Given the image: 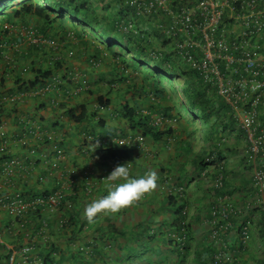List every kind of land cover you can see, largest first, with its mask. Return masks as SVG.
Listing matches in <instances>:
<instances>
[{
    "label": "crops",
    "instance_id": "1",
    "mask_svg": "<svg viewBox=\"0 0 264 264\" xmlns=\"http://www.w3.org/2000/svg\"><path fill=\"white\" fill-rule=\"evenodd\" d=\"M15 25L14 41H12L14 44L11 42L3 44L0 47V58L5 52H11L14 63L18 65L17 72L25 66L29 67L31 72L26 76L17 75L10 78L12 74L7 75L0 60V72L3 73H0V93L11 95L12 92L14 94L12 97H16L24 88H20L22 82L15 88L17 78L34 81L35 69L54 67V59H57L58 64L52 70L54 76L60 79L53 86V92L45 99L32 94L35 85L29 87L30 91L24 98H13L8 104H4L7 111L2 118L10 146L9 157L15 156L21 160L28 158V150L19 143L22 135L28 136L29 146L36 148L38 153L30 160L37 162V165L29 170L26 178L18 177V186L27 188L37 186L54 191L62 184L61 174L51 165L43 163L41 158V155H46L50 151L49 145L34 132L30 135L24 133L27 129L35 131L39 128L43 134L53 136L65 148L66 156L61 164L62 168L75 171L82 183H92L94 190L91 197L83 200L81 190L76 195L78 209H82L79 222L86 221L82 216L84 207L92 200L107 194L110 185L104 183L102 179L112 169L111 161H100L96 156L97 147L86 143L85 138L89 135H93L98 140L127 138L130 141L127 149L132 163L131 176L139 177L148 171H155L158 176L157 187L121 212L114 215L101 214L93 223L87 222L84 231L87 234L90 254L94 231L99 226L108 229L110 224H113L119 231L121 239L118 246L124 248L116 253L119 257H125L128 250L136 253L133 251L134 248L138 247L139 250L142 245V248L147 246L151 250L150 255L157 264H212L215 254L223 245L225 255L220 264H264L263 217L257 218L252 238L247 244L242 242L236 231H231L220 241L212 238L209 212L214 192L199 174L200 162L205 161L209 154L205 124L200 120H188L186 116L180 115L182 105L171 99V92L169 98H164L160 95L165 92L164 86L155 90L157 93L152 91L148 85L149 81L145 82L142 77V79L137 77L143 76L144 70L135 69L128 64L122 65L121 59L115 57L116 53L106 51L102 46L98 47L99 43L94 38L88 37L90 38L88 40L79 27L74 28L68 22L59 20L51 26L52 24L47 25L36 17L21 18ZM26 29L35 30L42 38L53 39L58 48L31 43L26 36L28 31ZM71 52L74 54L70 55ZM126 67L130 69V74L124 72ZM145 74L148 76V73ZM7 76L14 81L11 85L4 86L8 80L5 78ZM1 79L5 80L4 84ZM153 95L156 96L154 101L151 98ZM108 100L111 101L109 106L105 105ZM53 101L58 105L54 106ZM125 106L137 109L144 117L151 118L152 123L155 124L167 110L169 115L178 120L175 123L160 125L162 128L172 129L171 135L167 138L163 137L159 141L153 138L151 140L139 129H132L128 120L120 115ZM81 114L82 117L79 118ZM235 146V143L231 144V151L224 152L225 156L222 155V158H227V182L233 190L231 192L228 187V192L235 193L238 200L245 194L243 178L246 172L241 162L234 156ZM46 157L49 158V155ZM168 178L172 186L185 187L184 200L179 202L175 199L171 200L161 193L160 190ZM71 199L74 197L71 196ZM183 203L190 207L188 216L190 225L186 234V246L181 250L179 235L173 227L178 219L172 220L175 214L173 215L171 209ZM167 206L170 207L169 210ZM52 215L47 219L52 225L53 240L57 243V247L60 246L59 250H65L68 244L66 242L70 238L67 234L70 233L71 226L68 224L65 228L60 227L58 219L70 217L72 223L75 212L62 211ZM146 237L151 238L150 244L145 241ZM80 242L85 244L86 239L82 237ZM98 245L99 248L105 246L100 241ZM123 251L126 253L122 254ZM69 258L64 261L69 260L75 264ZM90 259L93 261L95 258Z\"/></svg>",
    "mask_w": 264,
    "mask_h": 264
},
{
    "label": "built area",
    "instance_id": "2",
    "mask_svg": "<svg viewBox=\"0 0 264 264\" xmlns=\"http://www.w3.org/2000/svg\"><path fill=\"white\" fill-rule=\"evenodd\" d=\"M124 1L129 7L128 17L136 23H129L130 26L124 23L122 30L138 35L132 31L134 25L141 33L151 24L164 37L157 44H167L158 47L157 51L163 53L166 50L167 54L197 72L203 83L230 108L232 119L240 130L239 137L244 140L240 162L246 174L251 173L249 184H244L245 194L237 200L235 193L228 192L227 158L217 153L206 157L207 167L201 176L217 193L210 209L212 238L220 241L231 231H236L242 242L249 243L257 218L264 215V0ZM31 41L38 43L40 39L33 35ZM152 56L156 57L154 53ZM0 136H4L3 127H0ZM221 137V145L225 144V147L233 138L234 142L241 140L236 134ZM26 142V139L22 140L23 145ZM8 147L4 140L0 154H6ZM18 168L26 171L21 161L14 157L2 161L0 167V211L14 217L11 224L0 230V244L13 250L10 264H15L17 259L23 264H42L32 257L33 245L16 250L15 245L6 241V237H16L25 228L26 223H16L15 217H23L31 205L18 198L8 200L7 192L14 188L13 178ZM85 190L87 195L91 194L92 185ZM64 197V193L58 191L48 200H35L33 205H47L52 213L63 206L71 209L72 203L64 204ZM224 247L222 245L215 255L214 264L222 261Z\"/></svg>",
    "mask_w": 264,
    "mask_h": 264
},
{
    "label": "trees",
    "instance_id": "3",
    "mask_svg": "<svg viewBox=\"0 0 264 264\" xmlns=\"http://www.w3.org/2000/svg\"><path fill=\"white\" fill-rule=\"evenodd\" d=\"M128 8L124 0H0V45H6L7 42L13 43L12 41H14L15 33L13 30L11 31V29L16 26L15 24H17L21 18L25 17H36L47 25L52 24L51 26H53L57 20L61 22H70L74 28L81 26L79 28L84 37H91L99 41L98 43L100 45L98 44V47L104 46L106 51L114 50L116 53L115 57L117 56L116 58L121 59L122 65L130 64L134 62L133 59H135V61H139L142 65L155 69L157 71L156 75L146 70L149 79L146 78L145 82L149 81L148 85L152 86L154 91L163 86L164 82H168L171 86V99L182 105V110L180 109L179 111L180 115L186 117L192 116L195 120L200 121L201 118L207 119V123L201 122L206 126L209 125V133L207 136V142L209 143L208 155L217 153L220 157L225 156L224 152L231 151V148L225 147V144L221 145V136L240 133V130H238L232 119L230 108L216 95V92L210 88L209 85L207 86L203 83L197 72L192 70L185 63H182V61L180 62V60L167 54L166 50H164L163 53L160 50L157 51L158 47H164L167 44L161 46L157 44V42H160L164 37L160 35L151 24L147 31L141 32L138 35H134L132 32L125 33L121 27L124 23H127L126 21L128 20L129 14ZM97 31L104 39L98 40L99 35L95 37L90 35L91 32ZM152 53L156 55L155 58L152 56ZM126 55L127 57H125ZM123 56L125 58H123ZM127 58L132 59V62L128 61ZM3 67L7 72L12 71H10V68L8 69L7 65H3ZM35 72L36 76L34 77V81H25L19 77L15 84L18 85L22 82L20 88L24 87L23 92H28L30 91L29 87L42 84L45 80H48L54 75L53 70L50 68L35 69ZM167 72L170 74H167ZM166 76H169V78H165ZM177 79L182 83V95L179 93L180 91H177V87L173 83ZM1 81L2 84H4L5 80L1 79ZM155 93H157V91H155ZM12 95L14 94L11 92V96ZM160 95L164 98L170 97L166 91ZM110 104V100L105 103L107 106ZM196 108H199L198 111H196ZM6 111L7 109L1 106L0 125L4 124L2 117L5 115ZM168 111L169 110H167L166 114L163 116H165L167 120L176 119L171 114L169 115ZM120 114L128 120L132 129H139L144 136L152 137L155 141H159L163 139V137L167 138V136L171 135L172 129L168 130L167 127L162 128L160 124L152 123L151 118L144 117L142 113L135 108L125 106ZM37 155L38 153H36V156ZM96 156L101 160L113 161L119 164L123 160L129 158L130 155L126 148L109 147L97 149ZM6 157L7 156H3V159ZM203 161L204 160H201L200 162V171L204 168ZM226 187H229V190H231L228 182L226 183ZM51 192L50 190L38 188L37 186L31 188L17 186L15 190L7 193V196L10 195L8 200L18 198L17 200L31 204L26 209V213L23 217H15L16 223L23 221L22 224H26L24 225L25 228L23 227L21 230L22 232L16 237H11L10 240L6 237V241L8 239L7 242L9 244L15 245L16 250H21L25 246L31 247V245H33L31 251L32 257L40 260L42 264H64V262L67 263L64 260L68 257H70L69 259L75 264H88L87 260L91 261L90 258L92 257L96 260L101 258L104 259L105 257L108 258V254L111 257L113 253V259L115 257L121 258L118 254L116 255L120 249L118 247L121 240L119 235L116 242H114L115 240L113 238L107 237L102 226H99V228L94 231L95 236H92L94 241L91 246L92 253L90 254V248H88L87 245V234L84 231L87 227V221L79 222L82 209H78L76 196L74 197L75 209H73V211L75 215L71 221L72 223H70V217L58 219V225L60 227L65 228L68 224L71 226V235L70 233L67 234V236H70L68 242H66V244L68 243L67 247L65 250H59L58 247L60 246L57 247V243L53 240L51 222L47 219V217L53 216V213L50 212L47 205H33L37 199L48 200L51 196ZM231 192H233V190H231ZM88 197L89 195L86 193H83L81 196L83 200ZM177 214L179 219L173 227L179 230L181 210L177 212ZM262 217L264 219V215ZM2 221L3 220H0L2 223V225L0 224L1 231H3L8 224H11L10 221L6 224H3ZM112 226L115 227V225L110 224L108 229ZM82 237L86 239L85 244L80 242ZM98 241L103 242L105 246L99 248ZM114 247H117L116 251ZM85 254L86 257L84 256ZM12 255L13 250L9 249L6 245L0 244V264H2L1 261H3L4 264H10ZM88 256H90V258ZM95 259L91 261L92 264H95ZM15 264L23 263L21 260L17 259Z\"/></svg>",
    "mask_w": 264,
    "mask_h": 264
},
{
    "label": "clouds",
    "instance_id": "4",
    "mask_svg": "<svg viewBox=\"0 0 264 264\" xmlns=\"http://www.w3.org/2000/svg\"><path fill=\"white\" fill-rule=\"evenodd\" d=\"M68 23L70 24V22H68ZM15 27L16 26H14L11 29V31L15 30ZM79 27H81V26H79ZM26 30H28L26 36H27V38H29L31 43H33V41H31V40H32V37L34 35V38H39L40 41H38V43H33V44H37V45L44 44V45L50 46L51 48H55V49L58 48V45L53 41V39L42 38L41 36H39L36 33L35 30H31V29H26ZM41 42H43V43H41ZM52 43H54V44H52ZM2 46L3 45H0V47H2ZM73 54L74 53H72V52L70 53V55H73ZM125 57H127V55ZM127 60H129V58H127ZM13 63H14V61L11 62V59H9L8 64H6L8 69L11 68V66H12V69H14L15 67L18 66V65L16 66ZM53 63H54V67H56L58 64L57 59H54ZM128 65H130V64H128ZM54 67H51L50 69H52V68L54 69ZM16 69H18V68H16ZM25 69H26V71H24ZM30 72L31 71H30L29 67L25 66V67L20 68V72L18 70L17 75L26 76V75L30 74ZM124 72L126 74H130V69H128V67H126ZM35 76H36V73H35L34 77ZM59 81H60L59 77L52 75L48 80H45L44 83L36 85V87L33 89L32 94L36 97L45 99V98H47V96L51 92H53V89H54L53 86H55L56 82H59ZM47 87H49V88L46 89ZM177 91H180L179 93L182 94L181 89H177ZM26 93L27 92H20L16 97H12L10 94H7V95H4L3 97H0V108H1V106L2 107L4 106V104L7 102V100H11L13 98L22 99V98H24ZM151 98L154 101L155 100L154 98H156V96L153 95V96H151ZM52 104L54 106L58 105V103H56V101H53ZM81 116H82V114L79 115L78 117L80 118ZM177 120L178 119L167 120L165 116H162L161 118H158V121L156 124L162 125V124H168L169 122L175 123V122H177ZM0 127H3V131H4V136H0V145H1L4 140H6L8 142V138H7L8 135H7V131L5 130L4 124L0 125ZM25 132H27L28 135H30V133L34 132V134L38 138H43V140L50 147V149H49L50 151L46 155H41V158L43 159V163H45L47 165H51L55 171H57L61 174L62 184L59 186L58 189H55V191H52L50 194L52 195L58 191H62L65 195L64 204L69 203V202L72 203L71 209H67L66 206H63L58 212H55V213L58 214L59 212H62V211L72 212L74 209L75 200L74 199L70 200L71 196L75 197L77 195V193L80 192V190L83 193H86L85 189L87 188V186L92 185V183L91 182L82 183L81 179L79 178L78 174L75 171H73L72 169L62 168L61 164H62V161L65 159L66 150L60 142H58L54 139L53 136L43 134L39 130V128L36 129L35 131H33L32 129H27L26 131H24V133ZM23 139H26V141H27L25 145L22 144ZM85 142L88 144H91L92 146L95 145L97 147L96 150L99 148H109V147H119V148H126L127 149L129 147V144H130L129 139H127V138H114L111 140H103V139L98 140L93 135L87 136L85 138ZM19 143L23 148L25 147V149L28 150L29 156L25 160H21L18 157L13 156L14 158H17L21 161V163L24 165L26 171L20 170L19 168L16 170V174L13 178V182L15 185H14V188L12 190H10V192L15 190V188L18 186V182H19L18 177L26 178L29 174V170L30 169L32 170L37 165V162H34V160L32 162H30V160H32V158H34L36 156L37 149L29 146L28 136L22 135L19 139ZM8 144H9V142H8ZM7 151L8 152L4 155L0 154V160H1L0 161V167H1L2 161H4L5 159H7L9 157L10 146L8 147ZM32 151H34V153H32ZM59 151H60V153H59ZM50 152H51V154H49ZM47 155H49V158L46 157ZM3 156H7V157L5 159H3ZM9 158H12V157H9ZM99 160L100 161H107V160H101V159H99ZM27 162H28V164H27ZM121 163H125V164H121ZM121 163L116 164L115 162L111 161L110 168L112 169V171L105 178L102 179L104 181V183L110 185L109 190L107 191V194L101 196L98 199L92 200L90 203H88L84 207L82 216L84 219H86V221L88 223H93L95 221V219L97 218V216L101 215V214H103V215L117 214V213L121 212L122 210L128 208L129 206L133 205L134 203L138 202L139 200H141L146 194L150 193L152 190L156 189L158 176H157V173L155 171H148L143 176L133 177V176H131V173H130V168L132 167V163L130 162L129 158L123 160ZM206 167H207V165L204 161V168L201 171H199L200 177L203 181H206V180L201 176V172ZM69 176H72V177H69ZM93 188L94 187L92 185V193L89 194V197H91L93 194V190H94ZM2 191L6 192V190H2ZM160 191L162 194L166 195V197H168L171 200L175 199L176 201L179 202V201L185 199V198H183L185 193H186L185 187L179 186V188H178L177 186H172L171 180H169V178L164 182V185ZM213 192H214V194H213V197L211 199L210 209H211V204L214 200V197L217 194L214 189H213ZM1 193L2 192L0 190V194ZM7 193H9V192H7ZM169 205H170V203H169ZM180 210H181L180 229L176 230L174 228V230H176L175 232L177 233V235H179L178 238H179V241L181 243V245L179 246V249L183 250L186 246V244H185L186 243V234H187V231H188L189 225H190V224H188V216L190 214V207L184 203L181 204V206H178V210L175 212L176 217H178L177 212H179ZM209 214H210V212H209ZM3 217L5 218V214H1V218H3ZM1 218H0V220H2ZM12 218H14V217H12L10 215L9 221H12ZM177 219H179V217ZM145 241L150 244L151 238L146 237ZM140 247H143V246L141 245ZM144 247H147V246H144ZM139 253L140 254H138V256H139L138 258L141 261H143L144 264H150L146 259H144L146 257L148 258L150 256V254L149 253L141 254V252H139ZM134 255L137 256V253H134ZM155 264H157V263H155ZM212 264H214L213 261H212Z\"/></svg>",
    "mask_w": 264,
    "mask_h": 264
},
{
    "label": "rangeland",
    "instance_id": "5",
    "mask_svg": "<svg viewBox=\"0 0 264 264\" xmlns=\"http://www.w3.org/2000/svg\"><path fill=\"white\" fill-rule=\"evenodd\" d=\"M126 19V18H125ZM67 21H70L69 19H66ZM127 23H126V26H130V24L129 23H136L135 21H132V20H130V18L128 17V20L126 21ZM70 25V24H69ZM134 25V24H133ZM14 31V30H13ZM132 31H135V32H137V34H140V32L138 31V29L136 28V26L134 25V28H133V30ZM91 36H97V35H99V38H98V40H102V39H104V37L101 35V34H99L98 33V31L97 32H91V34H90ZM100 36H102V37H100ZM88 38V37H87ZM88 40H90V38H88ZM99 42V41H98ZM100 45V44H99ZM104 47V46H103ZM116 47H118V46H116ZM114 53H115V51L114 50H112ZM74 53H75V51H74ZM14 55V54H13ZM98 55H99V53H98ZM7 57V58H6ZM9 59H11V62L14 60V58H13V56H12V54H11V52H5V54L3 55V57L2 58H0V60H1V63H2V65H6V64H8V61H9ZM128 61H130V62H132V59H129ZM133 61L134 62H132V63H130V66L131 67H133V68H139L140 69V67H141V69L142 70H148V71H150V72H152V74L153 75H156L157 73V71L155 70V69H152V68H150V67H146V66H144V65H142L139 61H135V59H133ZM13 64H15V63H13ZM16 65V64H15ZM17 66V65H16ZM16 68H18V66L17 67H15L14 69H12V66H11V68H10V71H11V69H12V73L11 72H7V75L9 76V75H11V77L10 78H12V77H14V76H16L17 75V70H16ZM144 68V69H143ZM176 71V70H175ZM1 74H3L2 73V71L0 72ZM146 73V72H145ZM144 72H143V76L145 77H143V76H137L139 79L142 77L143 78V80H146V78H148L149 79V77L145 74ZM148 73V72H147ZM0 74V75H1ZM167 74H170V73H168L167 72ZM5 77V78H7L8 80L6 81V84L4 85V86H9V85H11L12 83H13V79H10L9 77ZM141 78V79H142ZM153 78V77H152ZM165 78H169V76H166ZM174 83V85H176V87H177V89H181V87H182V83H180V81H179V79H177L175 82H173ZM18 85H15V88L17 87ZM163 86H164V91H166L167 92V94L168 95H170V92H171V89H170V85H169V83L168 82H164L163 83ZM19 87V86H18ZM3 88H5V87H3ZM150 89L152 90V91H154L153 89H152V86H150ZM161 91H163V89L161 90ZM150 92H148V94H149ZM5 94L2 92V93H0V97H3ZM182 95V94H181ZM167 98H169V96L167 97ZM185 101V100H184ZM8 102H10V100H7V102H6V104H8ZM32 108V107H31ZM198 109L199 108H196V111H198ZM9 115H11L10 113H9ZM187 119L188 120H195V118H193L192 116H189V117H187ZM201 121L203 122V123H207V119L205 118V119H202L201 118ZM208 125V124H207ZM206 126V125H205ZM209 126V125H208ZM208 126H206L205 127V129H204V131H205V134L207 135L209 132V127ZM236 136H237V138H240L241 140L239 141V140H237L236 142H234V140H231L230 142H228L227 144H228V146L227 147H229L231 144H233V143H235L236 144V147H235V152H234V156H236L235 158H236V160H238V161H240V160H243L242 159V154H243V150H244V140H243V138H241V137H239L240 136V133H238V134H236ZM147 138L148 139H151V140H153L152 139V137H149V136H147ZM231 139V138H230ZM242 164V163H241ZM250 176H251V173H248V174H246L245 176H244V178H243V184H245V185H247V184H249V182H250ZM74 209H75V204H74ZM170 209V207L169 206H167V210H169ZM174 213H173V215L175 214V212L178 210V207L176 208H172L171 209ZM171 210H170V212H171ZM0 214H5V212L3 213L2 211H0ZM9 218H10V213H6L5 214V218H3V224H6L8 221H9ZM178 217H176V216H174L173 218H172V220H176ZM0 224L2 225V223L0 222ZM104 232H105V234L107 235V237H110V238H113L114 240V242H116V239H117V237H118V235H119V231H117V228H116V226L114 227V226H112L110 229H104ZM9 240L11 239V237H9L8 238ZM8 239H7V241H8ZM13 241V240H12ZM119 247V246H118ZM120 249H122V250H124V248L123 247H121L120 246ZM119 249V250H120ZM114 250L116 251L117 250V247H114ZM133 251H135L136 253H137V256H135L134 255V253L133 252H131L130 250H128L127 251V255H125V257H121V258H117V257H115L114 259H113V255H114V253L111 255V257L109 256V254H108V258H104V259H95L96 260V262H95V264H136V262L138 263V264H144V262L143 261H141L138 257V254H140L139 252H143V253H149L150 254V252H151V250L149 249V248H147V247H145V248H142V247H140V249L138 250V247H136V248H134V250ZM126 252L125 251H123V253L122 254H125ZM75 256V255H74ZM85 257H86V254L84 255ZM89 257V256H88ZM176 257H178V256H176ZM144 259H146L150 264H155L154 262H153V259H152V255H150L149 256V258H144ZM2 262V264H4V262L3 261H1ZM67 263H65V264H72V262H70L69 260H67L66 261ZM87 262H88V264H92L91 263V261L90 260H87Z\"/></svg>",
    "mask_w": 264,
    "mask_h": 264
}]
</instances>
